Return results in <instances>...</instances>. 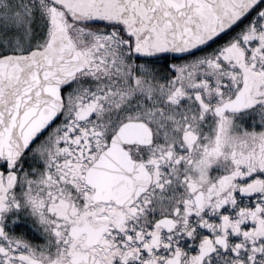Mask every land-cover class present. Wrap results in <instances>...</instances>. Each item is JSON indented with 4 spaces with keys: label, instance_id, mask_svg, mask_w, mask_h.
I'll list each match as a JSON object with an SVG mask.
<instances>
[{
    "label": "snow or ice",
    "instance_id": "obj_1",
    "mask_svg": "<svg viewBox=\"0 0 264 264\" xmlns=\"http://www.w3.org/2000/svg\"><path fill=\"white\" fill-rule=\"evenodd\" d=\"M0 264H264V0H0Z\"/></svg>",
    "mask_w": 264,
    "mask_h": 264
}]
</instances>
